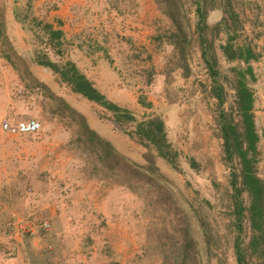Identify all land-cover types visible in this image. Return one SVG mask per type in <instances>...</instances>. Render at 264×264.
Listing matches in <instances>:
<instances>
[{
  "label": "rangeland",
  "instance_id": "obj_1",
  "mask_svg": "<svg viewBox=\"0 0 264 264\" xmlns=\"http://www.w3.org/2000/svg\"><path fill=\"white\" fill-rule=\"evenodd\" d=\"M29 1L34 16L50 24V13L58 12L62 4V0H0V48L2 57L26 76L23 89L13 87L23 115L18 120H36L42 124V131L39 135H9L2 131V122L0 140L6 145L0 147V163L14 168L18 156L14 146L29 142L25 141L29 137L42 136L61 145L72 156L68 165L74 170L71 179L75 181L68 180L66 186L60 182H54L53 186L50 181L49 189L40 182L25 197H20L5 190L18 180L5 178L0 171V195L3 191L6 199H0V229L6 234L10 231L17 239L13 241L21 242L18 256L23 253V263L121 264L117 254L123 251L131 255L125 264H171L167 261L171 256L169 243L180 239L182 228H187L190 222L201 249L202 264H237L231 173L233 169L238 172L240 160L237 156L233 162L225 158L214 79L204 61L200 41L203 35L217 62L218 79L225 88V109L232 114L242 134L245 130L234 70H246L247 66L241 60L228 61L224 54L223 46L228 42L225 21L233 31L237 25L236 43L252 48L259 56L250 62L256 79L248 77V86L256 99L254 116L260 136L256 170L264 180V0H200L206 15L202 35L197 26L198 0H84L85 6L81 2L72 6L71 16L78 25L85 22V33L95 27L102 43L107 38L112 44L115 51L108 64L116 74L124 72L126 78L129 76L142 86L143 71L154 73L151 86L157 101L155 115H162L167 121L169 142L179 155L175 164H171L125 133L132 151L134 145L142 149L137 151L142 156V166L149 167L151 160L159 170L157 173L148 169L142 180H123L119 169L113 171L99 163L93 150L83 143L86 138L79 115L88 116L90 127L103 126L106 132L116 129L130 132L132 127L121 128L110 112L61 85L58 76L48 69L41 67L52 73L55 91L30 78L27 70L34 64L35 51L32 29L28 22L26 25L15 22L16 6L26 8ZM172 2L178 5L181 29L168 15ZM138 12H142V24L150 34L142 65L127 67L125 64L128 61L134 64L137 56L128 45L127 33L136 23L134 16ZM77 41L70 45L66 59L82 62L83 54L72 49ZM78 42L80 45L82 41ZM17 45L23 50L19 46L17 52ZM98 60L100 64L102 59ZM81 179L103 185L105 189H94L100 195L98 200L80 192ZM165 189H170L172 198ZM249 201L246 197L248 206ZM51 210H56L53 215ZM45 220L51 223V231L45 237L29 233L21 237L18 233L22 222ZM210 238L207 247L205 241ZM3 256L14 259L6 250Z\"/></svg>",
  "mask_w": 264,
  "mask_h": 264
},
{
  "label": "trees",
  "instance_id": "obj_2",
  "mask_svg": "<svg viewBox=\"0 0 264 264\" xmlns=\"http://www.w3.org/2000/svg\"><path fill=\"white\" fill-rule=\"evenodd\" d=\"M199 1H196V3L198 2L197 26L199 34L202 35L205 31L206 15ZM172 3L173 5L170 6L168 15L181 29L180 22L178 21V16L180 15L178 5L174 2ZM34 15L31 1L28 2L26 8L25 6L19 7L18 5L15 8V22L24 25L28 22L30 29H32V43L35 46L34 64L52 71L58 76L60 83L70 87L74 94L80 95L86 100L105 108L113 115L114 121L121 128H125L126 126L132 127V131L127 132L124 130V132L146 148L157 151L160 158L171 164H175L179 154L169 142V125L165 118L162 115H150L143 120H138L131 111L110 101L94 86L73 60L66 59L70 45L74 41H68L61 29L56 28L53 24L39 20ZM225 24L228 42L223 46V51L226 58L230 62L241 60L247 66L246 70L239 68L234 70L235 88L238 94L240 113L243 118L244 134L234 124L232 114L225 109V88L218 79L220 73L216 70L217 62L209 49H207V40L203 35L201 36L200 43L204 61L214 79L213 91L220 108L219 124L222 131V139L224 140L225 158L228 162H233L236 156L240 160L238 172L233 169L231 173V186L233 190L231 213L233 226L236 230L234 239L236 261L237 264H264V180L258 176L256 170L260 156L258 152L260 136L254 116L256 99L248 86V77H251L253 80L256 79L250 62L259 59V56L255 54L252 48L243 47L236 43L238 36L237 25L235 26L237 30L233 31L226 21ZM85 35L89 38V34L84 32L83 36L78 37V39L75 38V40L84 43L83 37ZM97 41L99 44L97 50L103 48L101 45L108 43L107 38L103 43L99 42V40ZM90 46L92 45L90 44ZM7 58L10 59L9 56ZM143 76L146 78V84L151 86L154 73L143 71ZM140 101L143 102L142 98H140ZM73 112L75 113L74 110ZM79 116L86 138L83 143L89 145V148L93 150L92 153L97 156L99 163L103 164V166L110 167L113 171L119 169L123 180L131 178L142 180V175L144 173L147 175L148 169L158 173L159 170L155 168L156 165L151 160L150 166L145 167L122 156L111 143L91 129L87 119L83 115ZM81 140L83 141V139ZM160 177L165 179L162 175ZM21 180L24 182L26 177ZM16 184L17 186L7 187L8 189L6 188L5 190H10L9 193L12 192L15 195H20V197H25L27 192L31 190L21 187V190L18 191L17 189L21 184L19 181ZM29 184L27 183V186ZM165 190L170 198H172L170 189ZM2 192L0 199L6 200ZM38 193L36 191L35 195ZM246 197L250 200L249 206L245 203ZM190 226L192 225L188 222L187 228H182L183 231L180 234V239L170 241L171 256L168 257L167 261L171 262V264H202L201 249H198V240H196L194 231ZM164 230L167 231V229ZM7 232L11 234L10 231ZM211 240L212 238H210L209 242L205 241V246L208 247L211 244Z\"/></svg>",
  "mask_w": 264,
  "mask_h": 264
},
{
  "label": "crops",
  "instance_id": "obj_3",
  "mask_svg": "<svg viewBox=\"0 0 264 264\" xmlns=\"http://www.w3.org/2000/svg\"><path fill=\"white\" fill-rule=\"evenodd\" d=\"M77 2H81V6L86 5V1L84 0H62L59 11L50 13V18L52 19L51 23L64 32L68 41L74 42L77 41L75 38L78 39V37L83 36L85 29V22L79 23L78 25L77 21H74L73 16H71L72 6ZM134 18H136V23L132 26L131 31L127 33V40L128 45L133 47V52L137 56L136 60H134V64L131 61L125 64L127 67L142 65V57H145L143 51L148 42V34H150L148 28L142 24V12H138V15L134 16ZM74 25H76L77 28H74ZM17 28V30H19V27ZM94 28L88 30L89 38L86 36L83 37L84 43L80 42V45H78L79 42L77 41V45L72 47L73 52L75 51L76 53L83 54L82 62L74 59L73 61L102 94L118 106L131 111L138 120H143L150 115H155L157 111V101L153 89L154 87L148 86L144 77H142L141 86L135 79L132 80L129 76L126 78L124 72L118 75V73H115L114 69H110L108 62L109 60L112 62L111 56L115 50L109 42L101 45L103 48L97 50L99 48L97 40H99V42H102V40H100V34L97 33V30L94 32ZM96 33L98 34L97 36ZM90 44L92 46H90ZM19 46L20 49L23 50L21 45H17L15 49L17 52ZM22 46L25 45L22 44ZM99 58L102 59L100 64ZM0 59V124L4 121L16 123L21 121L18 119H22L23 115H21L22 110L19 109L17 105L18 100L16 101L14 96L13 87L19 86L23 89L25 87L23 81L26 79V76L23 72H18L12 64L6 61V58L2 57L1 48ZM120 70L121 69L118 71L120 72ZM27 71L32 80L38 81V83L42 82L48 88L54 90V85L51 81L52 71L48 73L45 69L34 64H30ZM122 71L129 72V70L124 69H122ZM156 81H159V79ZM154 85H157V83ZM140 98H142L143 102L140 101ZM86 118H88L87 115ZM91 129L111 143L122 156L142 165V156L139 154L142 149L134 145V150L132 151L130 138L125 135V132H123V134L118 129L113 132H106L103 126L101 127L99 125H92ZM25 141L29 142L14 146L13 148V151L18 155L15 157L14 168L0 163V171L5 178H11L12 180L16 179L20 182L21 185L18 189L21 187L25 189H34L40 182L43 187L46 185V188L49 189V185H51L49 184L50 181L52 185L54 182H60L61 185L65 184V186L68 180L75 181L71 179L74 170L72 168L69 169L71 165H68V162L72 160V156H68V152L64 147L55 145L51 139L42 136L29 137L25 139ZM3 142V140H0L1 149L6 145V143ZM24 177H26V180L22 182L21 179ZM52 179L55 180L52 181ZM82 182L83 185L81 184ZM16 183H13L12 186H17ZM27 183L31 185L29 184V186H27ZM78 184L82 194H89V197H94L95 200H98L100 195H98L97 191L94 189H105L103 185L98 184L97 181L84 182V180L81 179V181H78ZM122 189H124V187H122ZM55 211L51 210V215H53ZM11 241H13L12 235L6 234L0 229V264H24L23 253L14 259H7L3 256ZM122 255H124V257H122ZM117 256L118 261H121V264H125V261H128L131 255L130 252L119 251Z\"/></svg>",
  "mask_w": 264,
  "mask_h": 264
},
{
  "label": "built area",
  "instance_id": "obj_4",
  "mask_svg": "<svg viewBox=\"0 0 264 264\" xmlns=\"http://www.w3.org/2000/svg\"><path fill=\"white\" fill-rule=\"evenodd\" d=\"M1 129L4 133L9 135H37L42 131V124L36 120L31 121H18L16 123H11L9 121H4L1 125ZM20 231L18 232L21 237L29 233L30 235L40 234L46 236L51 231V223L48 221H41L38 223H31L30 221L22 222ZM23 240V238H21ZM14 240H17L13 237ZM21 242L11 241L9 243L6 253L9 257L15 258L20 252Z\"/></svg>",
  "mask_w": 264,
  "mask_h": 264
}]
</instances>
